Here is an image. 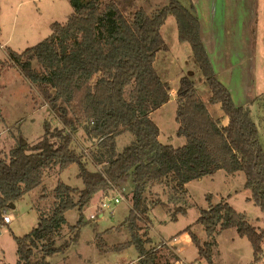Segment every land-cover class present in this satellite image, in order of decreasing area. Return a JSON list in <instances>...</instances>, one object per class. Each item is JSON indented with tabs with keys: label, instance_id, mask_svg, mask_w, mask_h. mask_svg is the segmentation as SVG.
I'll return each instance as SVG.
<instances>
[{
	"label": "trees",
	"instance_id": "trees-1",
	"mask_svg": "<svg viewBox=\"0 0 264 264\" xmlns=\"http://www.w3.org/2000/svg\"><path fill=\"white\" fill-rule=\"evenodd\" d=\"M68 2L72 12L65 23H51L50 34L36 45L7 52V59L39 89L61 126L44 122L39 140L32 145L19 143L7 157H0V223L10 204L40 185L51 166L63 169L76 164L84 187L55 185L53 208L39 215L29 233L15 237L16 264H50L45 258L70 243L62 247L56 241L65 225L64 213L73 207L81 211L95 194L119 190L126 181L133 186L126 221L141 264H174L176 258L170 250L157 255L156 247H143L137 220L150 221L152 207H168L147 195L148 185L163 184L169 196L182 197L191 180L218 170L232 176L242 172L248 199L264 211V150L257 126L249 108L235 105L217 78L191 0H169L152 12L136 0ZM168 16L176 19L178 40L189 44L192 61L210 91L204 101L190 77L180 78L175 123L176 135L184 136L185 142L178 146L159 141L160 128L152 116L171 99L168 81L155 67L157 54L167 49L160 28ZM215 103L228 119L225 125L208 109ZM79 129L91 142V160L100 166L98 170L87 168L84 156L71 144ZM124 132L133 134L134 141L118 152L115 137ZM81 221L80 216L71 228L77 230ZM197 223L205 230V240L186 229L208 264H215L212 250L217 235L229 228L250 242L254 253L250 264L261 259L264 228L250 225L226 200L200 209Z\"/></svg>",
	"mask_w": 264,
	"mask_h": 264
},
{
	"label": "rangeland",
	"instance_id": "rangeland-1",
	"mask_svg": "<svg viewBox=\"0 0 264 264\" xmlns=\"http://www.w3.org/2000/svg\"><path fill=\"white\" fill-rule=\"evenodd\" d=\"M136 1L147 12L169 2ZM191 2L200 20V36L213 70L229 90L233 103L249 108L264 150V0ZM71 12L72 6L68 0H0L1 158L7 157L10 150L19 143L32 145L39 140L44 134V122L47 121L51 127L61 126L39 89L29 83L7 59V52L13 50L19 53L41 42L50 34L51 23H65ZM160 34L167 49L157 54L155 67L168 81L173 99L152 116L161 129L159 136L162 141L178 146L185 142V137L176 135L175 86L186 75L193 80L204 101L208 100L210 91L202 73L192 61L189 44L178 40L176 19L168 16L160 28ZM33 65L40 68L35 61ZM208 109L216 118H220L223 113L218 103L208 104ZM72 138L71 144L84 156L86 167L92 171L98 170L100 166L91 160L92 145L84 131L79 129ZM132 141L133 134L124 132L115 137V148L121 152ZM77 174L78 168L74 163L63 169L51 166L46 170L42 183L16 200L14 207L6 211L10 221L0 223V264H16L18 257L15 237L29 233L37 225L39 215L53 208L55 185L62 182L77 189L84 187ZM244 182L242 172L232 176L219 170L212 175L189 181L182 197L169 196L170 190L163 189V184L148 185L147 195L154 201H165L168 207H152L148 215L150 221L137 220L140 238L145 241L144 249L156 247L157 255H164L170 250L169 244H174L173 237H177L179 242L174 247L181 259L188 264H208L198 255L194 244L185 242L188 232L186 228L205 240V230L197 223L200 209L223 199L245 217L250 225L264 228V211L248 199L250 192L244 187ZM120 185L119 190L98 192L81 211L73 207L64 213L65 225L61 229V237L56 241L62 247L70 243L65 249L45 258L50 264H141L140 253L132 243L126 221L132 204L130 197L133 186L128 181ZM114 196L122 199L103 209L102 216L97 214L100 202ZM180 206L183 211L178 210ZM171 215L175 218L171 219ZM80 216L82 223L77 230L72 229L71 225H77ZM74 232H77L75 240L71 239ZM216 242L212 250L215 264H250L254 259L248 239L237 235L233 228L218 234ZM186 263L174 261V264ZM256 264H264V244L261 259Z\"/></svg>",
	"mask_w": 264,
	"mask_h": 264
},
{
	"label": "crops",
	"instance_id": "crops-1",
	"mask_svg": "<svg viewBox=\"0 0 264 264\" xmlns=\"http://www.w3.org/2000/svg\"><path fill=\"white\" fill-rule=\"evenodd\" d=\"M185 43V42H184ZM217 74V73H216ZM217 78H218V76H217ZM177 88V86H175V88L174 89H176ZM174 92H175V90H174ZM175 94H176V92H175ZM171 99H173L172 97H171ZM171 99H170V101H171ZM175 100H176V97L174 98ZM163 107V106H162ZM160 109V108H159ZM159 111V110H158ZM157 111V112H158ZM156 113V112H155ZM220 118H221V123L223 124V125H225L227 122H228V119H227V117L226 116H224V114L222 113V114H220ZM223 120V121H222ZM158 126V125H157ZM158 128H159V126H158ZM160 132H161V129H160ZM160 134V133H159ZM158 139H159V141H161L162 143H164L165 141H162V139L160 138V136H158ZM219 171V170H218ZM212 175V174H211ZM200 179V178H199ZM187 184L188 183H186V187H187ZM222 233V231L219 233V234H221ZM186 236H187V238H185V242H191L192 244H193V242L191 241L192 240V238H191V240H190V237H189V234H188V232L186 233ZM173 241H174V244H172V243H170L169 245H171L170 246V251L176 256V258H173V261H178V263H181L182 261H184V263H186L185 262V260L184 259H181L180 258V256H178V254H177V251H176V249H175V247H174V245H176L178 242H179V238H177V237H173ZM168 247V246H167ZM171 248H174V250H172ZM196 248V247H195ZM157 249V248H156ZM115 264H118V263H115ZM186 264H188V263H186Z\"/></svg>",
	"mask_w": 264,
	"mask_h": 264
},
{
	"label": "built area",
	"instance_id": "built-area-1",
	"mask_svg": "<svg viewBox=\"0 0 264 264\" xmlns=\"http://www.w3.org/2000/svg\"><path fill=\"white\" fill-rule=\"evenodd\" d=\"M121 199L122 198L120 196H114V197L107 198V200L100 202L101 204L99 206V211L97 212V214L102 216L103 212H104L103 209H106L107 207H110L113 204H117L119 202V200H121ZM91 216H92V214H91ZM9 221H10L9 217L6 214H4L3 215V222L8 223Z\"/></svg>",
	"mask_w": 264,
	"mask_h": 264
},
{
	"label": "water",
	"instance_id": "water-1",
	"mask_svg": "<svg viewBox=\"0 0 264 264\" xmlns=\"http://www.w3.org/2000/svg\"><path fill=\"white\" fill-rule=\"evenodd\" d=\"M23 143H24V142H23ZM10 206H11V207H14V206H13V203H11Z\"/></svg>",
	"mask_w": 264,
	"mask_h": 264
}]
</instances>
